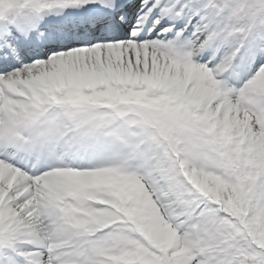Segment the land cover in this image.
I'll return each instance as SVG.
<instances>
[{
	"label": "snow or ice",
	"instance_id": "1",
	"mask_svg": "<svg viewBox=\"0 0 264 264\" xmlns=\"http://www.w3.org/2000/svg\"><path fill=\"white\" fill-rule=\"evenodd\" d=\"M0 264H264V0H0Z\"/></svg>",
	"mask_w": 264,
	"mask_h": 264
}]
</instances>
